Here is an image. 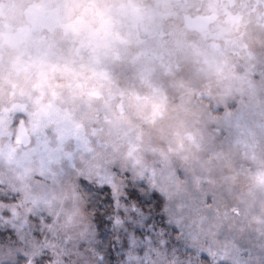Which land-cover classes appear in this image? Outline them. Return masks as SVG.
I'll list each match as a JSON object with an SVG mask.
<instances>
[{
  "label": "clouds",
  "instance_id": "9594fccd",
  "mask_svg": "<svg viewBox=\"0 0 264 264\" xmlns=\"http://www.w3.org/2000/svg\"><path fill=\"white\" fill-rule=\"evenodd\" d=\"M0 198L6 264H264V0H0Z\"/></svg>",
  "mask_w": 264,
  "mask_h": 264
},
{
  "label": "rangeland",
  "instance_id": "374dc122",
  "mask_svg": "<svg viewBox=\"0 0 264 264\" xmlns=\"http://www.w3.org/2000/svg\"><path fill=\"white\" fill-rule=\"evenodd\" d=\"M135 196V194L133 195ZM2 199V198H0ZM129 204L128 202H124ZM132 203H135L137 205V207H140L142 209V212L144 215H147L148 212L151 211V209H149L148 207H146V201L144 204L138 203L135 199L132 200ZM131 203V204H132ZM129 204V205H131ZM100 212L103 213L104 212V208L100 209ZM6 215H8L6 212H0V238L5 237V234L8 231H12L14 233H17V235L12 236V239H18V234L19 233H26L29 231L31 224L35 223L37 225H41V223L43 225H47L51 223V217L48 216L47 214L41 212L37 215H33L32 213H29L28 216L26 217V219H24L23 221H14L13 223L16 224V227L13 228L12 224H8L6 222V220L3 218ZM119 215L121 217V219L125 220V214L123 212L122 209H117L115 207V202H113L112 204V214L110 215H106L104 218L107 220L109 227L113 228V230L116 229V227H118L117 225H114L112 218ZM41 218H43V220L41 221ZM125 223H127V220H125ZM149 223H151V220H149ZM120 231L122 232L123 229L121 228ZM45 232H47V229H45ZM139 234V233H137ZM48 235L50 236L51 233H48ZM134 238V237H133ZM130 240H127L126 243H130ZM22 243V242H21ZM112 245H116V241L113 240L111 245H109V248L111 249ZM119 252V246H116V254L118 255ZM106 258L105 253H101V257L99 259H101V264H103V259ZM0 264H6L5 261L0 260Z\"/></svg>",
  "mask_w": 264,
  "mask_h": 264
},
{
  "label": "snow or ice",
  "instance_id": "6c2138e0",
  "mask_svg": "<svg viewBox=\"0 0 264 264\" xmlns=\"http://www.w3.org/2000/svg\"><path fill=\"white\" fill-rule=\"evenodd\" d=\"M130 195H134V193ZM113 200L115 202V207L117 209H122L124 214L128 213L131 210L134 216L136 217L138 223H140L141 226H147L150 220L149 217L144 215L142 210H139L135 203H132L131 205L127 203L122 204L121 201L117 199L115 196L113 197ZM112 221L114 225H117V226L125 223V220L121 219L119 215L113 217Z\"/></svg>",
  "mask_w": 264,
  "mask_h": 264
}]
</instances>
